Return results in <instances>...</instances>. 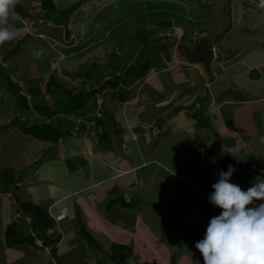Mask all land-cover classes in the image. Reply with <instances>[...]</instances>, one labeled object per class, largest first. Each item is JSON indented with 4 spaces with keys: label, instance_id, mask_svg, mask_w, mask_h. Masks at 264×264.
Listing matches in <instances>:
<instances>
[{
    "label": "rangeland",
    "instance_id": "obj_1",
    "mask_svg": "<svg viewBox=\"0 0 264 264\" xmlns=\"http://www.w3.org/2000/svg\"><path fill=\"white\" fill-rule=\"evenodd\" d=\"M41 1L20 0L18 4L28 7L31 14L40 16L45 13L40 6ZM52 1L59 8L82 1L79 8L71 13L67 22L69 31L67 40L64 38V25L44 22L43 17H40L39 20L37 18H24L25 26L22 24L19 29L29 31V35H17L12 41L0 46L2 48L0 49V52L2 51L0 53V63L4 67V69L2 68L4 73L0 72V125L8 123L14 115L29 120H33L38 116L34 108L18 111L17 107L11 104L14 99L7 93L3 85L5 77L20 83L21 92L26 94L28 101L31 94L27 91L30 83L26 82V79L31 78L35 85L38 84L34 97L39 102H49L52 97L46 93L44 84L50 74L54 75L57 81L66 87L99 88L101 83H95L92 79L85 82L76 75L71 77L67 72L80 70L84 73L89 66L94 64L89 72L91 77H95L96 71L101 68L104 71L102 80L110 78L113 65L118 66L121 62L122 65L124 63L127 66L131 62H135V58L140 56L141 43L139 38L143 33L150 34L149 36L152 38L165 36L169 39H176L179 43L188 46L193 42L198 44L203 40L204 33L201 34L197 29L204 28L205 24L207 27L212 26V31H209L206 35L210 39H221L223 33L229 29L232 30V34L235 31L234 19H231L232 16L234 18L232 0ZM246 1L244 0V2ZM188 12H191V17L188 16ZM200 15H203L204 18L201 19ZM19 18L21 17L19 16ZM165 19L172 22L177 20L178 25L174 24L170 27L156 25L157 21ZM242 24H244V21ZM242 28L243 26L240 27V29ZM252 38L253 41H257L256 37ZM31 43L32 47H29ZM194 44L190 46H194ZM16 47L20 48L9 55L8 53H11L10 51ZM40 48L44 50L39 58L34 56L33 52L30 56V49L39 51ZM148 49V53L153 55H160L164 51L158 47ZM170 50L173 53L171 60L167 61L164 55H160L161 58L158 60V62L166 65L165 68L160 67L162 64H153L145 76L134 80L129 86L118 83L114 89L104 88L99 93H95L96 105L90 107L93 113L86 111V116H76L72 113L58 114L59 118L66 117V119L72 121H67V123L73 128H71L72 135H65V133L62 140L57 144L23 135L14 126L0 131V172L8 168L16 178L21 179L17 200L40 205L43 208H47L52 202L58 204L57 210L55 209L59 218V220L57 219V226L64 232L58 242L60 244L56 247V259L52 260L49 252H47L48 260L51 261L49 264H203L202 256L195 249L194 244L203 238L209 219L219 215L221 209L215 207L211 214L203 218L201 213L206 214L209 212L203 207H214V205L208 199H204L205 204H201L200 207L195 209L192 202L195 198L192 194L200 195L201 192L188 188L185 181L195 184L193 186H200L202 190H207L210 194L213 191L211 185L216 180L209 175V172L207 177L203 175L201 168L198 166L199 162L192 159L191 153H189L191 158L186 157L183 151L191 139L186 137L187 133L179 134L176 132H181L180 128L189 127L194 120L193 115L188 117L191 115V111L188 105L189 102L184 101V98L199 92L198 89L194 90L199 86L200 89L209 87L211 85L209 77L214 76L216 72L221 73L224 66L222 61L216 57L212 66H217L219 69L211 67L207 71L203 65L202 67L201 64H192L182 56L180 57L175 53L174 48H170ZM112 54L115 56H112ZM228 54L230 53L228 52L225 57H222L223 61L227 59ZM172 62L173 65H171ZM238 67L234 66L232 69L237 70ZM224 70L222 73L226 72ZM9 71H11L10 75L7 74ZM115 74H121V72L115 70ZM183 74L189 76L190 80L188 82L182 83ZM239 79L242 81L241 76H239ZM120 94L127 96L125 101L119 100ZM243 94L240 91L234 92L236 97ZM159 101H163L164 106L157 108L155 105ZM144 105L147 108L141 110ZM120 111H122L121 116ZM137 112L140 114V116H137L140 121L135 123L134 119H136L135 114ZM234 113L238 117L239 113H241L240 115L243 114V111L236 109ZM94 115L106 116L107 118L111 115L113 118L116 117L115 119L119 120L123 126L131 125L133 132L142 131L156 135H150L149 138L145 135L141 136L138 142L134 143L135 151L140 150L141 147L143 157L154 158L156 161L154 163L155 167L162 171L160 177L167 179V182L156 181L154 185L151 184L148 187L145 185L144 187L143 184L146 181L142 177L150 169H139L138 173L142 175L141 187L143 189L141 187L135 189L138 195L141 196V204L137 209L146 222L147 228H149V244L139 245L140 241H144V231H139L137 225L136 229H133V232L136 233L134 241L137 245L126 244L127 249L124 254L121 258L116 259L111 258L112 252L109 249L111 242L115 240L122 243L123 233L126 236L127 228H125V232L119 230L120 234L117 232L116 226L110 229L107 228L106 226L109 223L101 228V219L95 213L100 216L101 214L102 216L106 215L109 201L116 198L121 199V197L124 200L131 196L124 193L125 189H115L113 192L109 189L110 194L102 196L98 200V204H94L90 209L81 197H76L73 194L68 195L69 192L74 190L76 184L89 180L90 176L87 175L86 168L91 170L93 165L97 166L93 162L90 163L82 155V149H79L83 146L82 139L87 142L85 148L89 149V138L79 137L86 130H89L92 134H89L92 140L90 151H93L92 153L96 154L95 157L99 159L96 152L99 151L100 144L94 141L96 140L95 129L93 128L95 121L94 119H88L89 116ZM252 115L254 119L259 120L258 113H252ZM55 118V116H52L46 120L54 122ZM186 118L188 121L182 124V120ZM200 122L201 125L196 128L199 135L203 134L197 139V142H194V147L201 141H207L204 138L205 132H212L209 129L207 130L209 122L206 120L205 115L202 116ZM81 124L84 125V130L80 132ZM104 126L106 129L108 128L106 123ZM119 127L123 129L120 124ZM190 128L192 129V127ZM125 130L127 129L124 128ZM131 132L128 130L122 135L129 137ZM157 132H159V136ZM145 139H149L148 141L152 145L157 142L160 144L157 147L153 146L154 148L145 147L143 149L142 141ZM214 139L215 137L212 140ZM225 141L227 143L234 142V138ZM227 143L223 142L224 146H229ZM72 145L74 147H71ZM106 146L105 148L109 149L108 153L110 154L112 146L111 144ZM215 146H218V144H214V148L210 150L212 152L210 157L216 156L213 152ZM151 149L153 150L149 151ZM253 150L255 154L250 155L247 159L246 157L240 159L238 165L234 167L236 171L231 177V182L238 184L242 189H247L253 183L264 180L262 175L264 174V152L261 151V148L256 150L253 148ZM146 151L149 152L145 153ZM234 153V150L226 151V153L223 151L222 156L216 157L227 160V162L216 161L220 162L224 169H227L229 164H234ZM224 154L226 155L224 156ZM230 155L233 156L227 157ZM249 159L251 165L248 168L246 163ZM125 160L129 161L130 158ZM224 169L222 170L224 171ZM98 173L104 174L105 170ZM176 173H179L182 177L175 175ZM76 176L79 180L76 179ZM177 179L178 182H176ZM175 184L178 185L179 189H174ZM169 186H171L170 190L168 189ZM63 195L67 196L62 198ZM118 204H121V200ZM0 205L6 214L5 217L16 214V199L13 195L0 193ZM103 208L104 210H102ZM110 209L113 210V204H110ZM110 216L116 219V211H111ZM162 216L165 224L160 222ZM13 218L16 219L14 216ZM70 220L75 222L79 232L83 227L100 245V249L91 246L87 240L81 237V233L79 235L76 231H73V236H71L70 231L73 228ZM119 221L122 223L125 219L120 218ZM27 229L25 225L21 230L19 229L21 235H24ZM150 231L153 232V235ZM193 231L196 232V236L192 235ZM51 232L52 230L49 231L50 234ZM27 247L30 248L29 245ZM30 249L32 250V248ZM21 250L23 251V249ZM39 251L41 253L46 252L44 248ZM5 252V257L9 260H3V256L0 254V264H13L14 260L19 259L13 254L14 251H10L9 254H7L8 251ZM15 264H25V261L23 263L16 261ZM35 264H40V262Z\"/></svg>",
    "mask_w": 264,
    "mask_h": 264
},
{
    "label": "crops",
    "instance_id": "obj_2",
    "mask_svg": "<svg viewBox=\"0 0 264 264\" xmlns=\"http://www.w3.org/2000/svg\"><path fill=\"white\" fill-rule=\"evenodd\" d=\"M231 2L233 4L232 13L234 18L232 16L231 19H234V34H232V30L230 29L224 32L221 39L215 44V46H217L214 47L215 53L217 56L221 55V59L222 57L226 56V53L229 52L230 54L227 56L230 59H234V61L226 65L224 67L225 70L222 69V71L224 70L226 72H216L214 76L209 77L211 83L209 87H203L200 89L199 86L198 88L194 89H198L199 92L195 93V95L186 96L184 98V101L189 102L188 105L191 111V115L188 117L193 115L194 120L192 125L190 124L187 128H180L179 130H181V132H176L179 134L187 133L186 137L191 139L183 151L186 157L191 158V155H189V153H191L192 159H195V162H199L198 166L201 168L203 175L207 177L209 172V175L214 177L215 180L218 178L217 171H221L223 169V166L220 164V162L218 163L216 161L219 160L216 156H221L223 151H225L224 149L234 150V155H240L236 158L238 160L242 159L243 157H246L247 159L250 155L255 154L253 148L255 150L261 148V151L264 152V8L259 7L260 0H247L246 2H244V0H232ZM188 16H192L191 12H188ZM199 17H201V19L204 18L203 15H200ZM23 19L24 18H18L12 22V24L17 35L22 34L28 36L29 31L19 29L22 24L25 26V20ZM243 21L244 24H242ZM241 26H243L242 29H240ZM202 29L204 32H201V34L204 33V35H207L209 31H212V26L209 25V27H207L205 24V27ZM252 37H256L257 41H253L254 39ZM237 40L239 42H236ZM0 53H2V51ZM176 63L177 61L175 64ZM171 65H173V62ZM212 65L213 62L211 63L210 68H218L217 66L213 67ZM232 66L239 67L237 70H233ZM252 68H257L260 72V77L257 80H251L248 77V72ZM230 69H232V71H230ZM239 76L242 77V81L239 79ZM223 79L224 81L222 82ZM188 80H190L189 76L187 74H183L182 83L188 82ZM237 91H240L244 94L240 95V97H236L234 92L236 93ZM155 106L160 108L164 106V103L163 101H159ZM145 108H147L146 105H144L141 110ZM236 109L242 110L243 114L240 115L242 113L241 112L239 113V116L236 117L234 113ZM121 113L122 111L119 112L120 116ZM252 113H258L259 120L254 119ZM135 115L136 119H134V122L137 123L140 121V119L137 117L140 116V114L137 112ZM203 115L206 116V120L209 122V124H207V126H209L207 130L209 129L212 132H205L204 137L207 139V141L204 145H201L199 148H197L194 147V142H197V139L201 137V134L203 133L199 135V131L196 127L201 125L200 120ZM100 117L104 119V124L106 123L108 126V128L105 129L111 138L110 144L112 148L108 147L111 149V156L108 153L109 149H106L104 146L102 147L100 145L99 151L96 152L99 156V159H97L95 157L96 154H93V151H90L92 140L90 139L89 134H91V132L86 131L84 134L79 135V137L82 138H89V149L85 148L87 142L82 139L83 146L82 148H79L80 150L82 149V155H84V157H86L90 163L93 162L94 164H97V166L93 165L91 170L90 168H86L87 175L90 176L89 180L80 182V184H76L74 190L69 192L68 195L73 194L76 197H81L84 200V203H86L88 207L92 209L94 204H98V200L102 196L110 194V191L113 192L115 189H125L124 193L131 196L130 198H125V201H137L139 199V195L135 189L140 188L142 185V175L141 173H138L139 169H150V171L147 173L149 174V177H147L148 180H145L146 183L143 184L144 187L145 185H147V187L150 186L153 183V180L162 179L166 182V178L164 179L160 177L162 171L155 167V159L143 157L144 154L141 153V147L140 150L135 151L134 143H137L141 136L143 137L145 135L149 138L152 133H144L142 131L133 132L131 125H127V127L123 126L119 120L115 119L116 117L113 118L111 115L108 118L106 116ZM187 121V118L183 119L182 124L186 123ZM119 124L123 127V129L119 127ZM190 127H192V129ZM118 128L120 131H115ZM124 128L127 129L125 130L127 132L128 130L130 132L132 131L129 137H124L122 135V133H125ZM157 133L159 136V132ZM189 134H191V136H189ZM214 137L215 139L212 140ZM232 138H234V142L230 141V143H227L225 141L231 140ZM148 140L145 139L142 141L143 149L145 147L154 148L153 146L157 147V145L160 144L157 142L152 145V143H150ZM94 141L97 142L96 140ZM223 142L227 143L229 146H224ZM214 144H218V146H215V150L213 151L215 152L216 156L210 157L212 154L210 150L214 148ZM71 147H74V145ZM152 150L153 149L149 151ZM149 151H146L145 153ZM77 152L80 153L78 150ZM127 158H130V160H125ZM250 161L251 160L249 159V166L251 165ZM234 163L236 164V162ZM240 167L242 168V165H240ZM103 170H105L104 174L98 173L102 172ZM175 175L182 177L179 173H176ZM262 175L264 176V174ZM76 179L79 180L78 176H76ZM184 179L187 180L185 177ZM176 182H178V179ZM189 182L185 181V184L188 188L209 195L207 190H202L200 186H193L195 184H190ZM141 188L143 189V187ZM192 195L195 197V194ZM65 196L67 195H63L62 198ZM261 202L262 201L257 200L255 203L259 204ZM118 203L119 201H114L111 203L113 204V210L116 211V219H113L110 216V212L113 211L110 209V203L107 205V214L103 215L104 219L102 214L100 216L99 214L95 213L101 219L100 227L103 228L109 223V225L106 227L110 229L113 226H116V230L119 234V230L125 232V228H127L126 236L123 233L124 237L122 239V243L137 245L134 241L136 233L133 232V229H136V226L138 225L139 231H144V241H140L139 245L141 246L144 242L149 244V228H147L146 222L137 209L139 204H134L133 207H125ZM57 205L58 204L55 202H52L47 206L46 209L55 219V224L51 233L53 236L59 237V242L64 230H61V228L57 226V219L59 220L55 211V209L57 210L58 208ZM8 206L10 207V205ZM200 206V202L198 204L194 203L195 209L196 207ZM102 210H104V208ZM5 216L6 214L0 205V254H2L3 260H9L5 257V251H8L7 254H9L10 251H14L13 254L19 257V259L14 260L13 264H15L16 261L22 263L25 261V264H35L38 262H40V264H49L51 261L48 260L47 252H49V256L51 257L50 247H42V241L39 239H36L35 241L37 247L29 245L32 250L27 247L28 244L26 243H17L12 247L6 246L4 238L5 227L7 224H12L15 221H19L20 216L19 213L10 216L8 215L7 217ZM13 216L16 219H14ZM120 218L125 219V221L120 223ZM70 224L73 228V230L70 231L71 236H73V231H76L80 235L79 229L75 222L70 220ZM24 225L28 228L25 234H35L36 230L31 226V222L28 217L25 218L21 224L20 230ZM20 230L19 235L17 234L18 237L21 236ZM58 242L56 243V247L60 244ZM112 242L117 241L114 240ZM41 248H44L46 252L41 253V251H39ZM21 249H23V251ZM55 259L56 257L52 258V260Z\"/></svg>",
    "mask_w": 264,
    "mask_h": 264
},
{
    "label": "trees",
    "instance_id": "obj_3",
    "mask_svg": "<svg viewBox=\"0 0 264 264\" xmlns=\"http://www.w3.org/2000/svg\"><path fill=\"white\" fill-rule=\"evenodd\" d=\"M82 1H77L67 7L64 8H59L52 0H42L40 2V6L42 9L45 11V13L39 15L36 14H31L29 12V8L17 4L15 7V11L19 14L21 18H37V20L40 19V17H43V20L45 22H52L55 24L59 25H64V38L65 40L68 39L69 37V31L67 27V22L69 20V17L71 13H73L76 9L79 8L81 5ZM32 16V17H31ZM37 16V17H36ZM182 24L181 22H179ZM178 25V21H171L169 19L165 20H160L156 22L157 26L160 27H170L172 25ZM150 35V34H149ZM148 35V33H143L141 34V37L139 38L140 43H141V48L139 49V57L135 58V62H131L129 65L125 66L124 63L120 62L118 66L113 65V70L110 73V78L106 80H102L103 77V70L99 68L96 71L95 77H91L90 75V70L92 69L93 65L89 66V68L86 69V72H81L80 70H76L75 72L73 71H68L67 73L71 77H80L82 80L85 82L89 81V79L94 80L95 83H101L99 84V88L93 87L92 89H80L79 87H66L64 84H60L57 81V78L50 74L48 79L45 82V90L46 93L51 95V100L49 102L44 101V102H39L36 97H34V93L38 89V84H34L33 80L31 78H27L26 82L30 83V86L27 88V91L30 92L31 98L28 101V98L26 94H23L21 92L22 87L19 82L10 79L9 77H5V81L3 82V85L5 86V89L7 90V93L12 96L14 99V102L11 103L12 105H15L17 107L18 111H24L28 110L30 108H34L37 113V117L34 118L33 120H29L27 118H23L19 115H14L10 121L4 125H0V131L4 128L14 126L19 129V131L23 135H29L33 137L36 140L40 141H50L53 144H57L62 138L63 135H71V128H73L71 125L67 123L69 121L64 118H59L58 114H69L72 113L76 116H86V111H89L88 113H93V111L90 109V107H93V105H96V100H95V93H99L102 91L104 88H116L118 83L123 84L124 86H129L134 80L139 79L142 76H145L147 74V71L150 69V66L153 64H162L158 62L159 58H161L160 55H164L165 59L171 60L172 59V51L170 50L169 47L163 49L162 47H158L159 49H163L164 51L160 54H152L148 53V42L151 40H156L159 39V37L152 38ZM216 42L219 41L217 39H214ZM19 43V41H17ZM19 45V44H18ZM17 46V45H16ZM21 47V46H20ZM20 47H16L12 49L8 53L9 55H12L15 53L17 49ZM29 47H32V43L29 45ZM157 47V46H154ZM152 47V48H154ZM35 49H30L29 54L31 56V53ZM181 54L180 52H178ZM112 56H115L112 54ZM221 55H219V59ZM163 61V60H162ZM164 63V62H163ZM163 65V64H162ZM160 65V67L165 68L166 65ZM155 66V65H154ZM4 67L0 63V72L4 73ZM105 68V67H104ZM115 70L120 71L121 74H115ZM209 71V70H208ZM8 75L11 74V71L7 73ZM25 80V78H24ZM31 80V81H29ZM127 96L125 94H120L119 95V100L125 101ZM91 103L89 104V102ZM92 104V105H91ZM179 109V108H176ZM41 116V118H40ZM52 116H55V121L51 122L46 119H50ZM44 118V119H43ZM88 119H94L95 125V137L97 140V143L100 144L102 147L106 146L107 144L111 143V138L109 136V133L106 131L105 126H104V119L101 118L100 116H89ZM35 121V122H32ZM72 122V121H69ZM80 132L84 130V125L81 124V128H79ZM89 131V130H86ZM115 131H120L118 128ZM205 138V137H204ZM203 139V137H202ZM200 139V140H202ZM105 142V143H104ZM206 141H201L199 144H196V147L199 148L201 145H204ZM52 147V146H51ZM48 151V150H47ZM222 156V155H221ZM225 156V154H224ZM233 155L227 156V157H232ZM234 159L236 164L234 163V167L237 166V163L240 162V160L236 159L237 156L234 155ZM219 159V158H218ZM220 162H227V160L224 159H219ZM249 168V163H246ZM243 168V167H242ZM224 169V168H223ZM142 170V169H140ZM224 171H227V169H224ZM146 174L142 177L143 180H148L147 177H149V174ZM158 182H163L164 180H153L152 185L154 183ZM165 182V181H164ZM167 182V179H166ZM19 183L20 179L16 178L12 171L10 169L5 168L0 172V193L4 194H11L14 196L16 199V213H19V221H15L12 224H7L5 227L4 231V238H5V243L7 247H12L16 245L17 243H26L31 246L37 247V244L35 243L36 239L41 240V246L42 247H50V255L52 258L56 257V243L59 240V237L53 236L52 233L50 234L49 231L53 229L54 224H55V219L51 216V214L48 212L46 208H43L40 205L32 204L30 202H23L17 200V192L19 191ZM177 186V187H176ZM168 189H171V186L168 187ZM174 189H179L178 185L175 184ZM207 194L201 193L200 195H195V200L193 203L198 204L199 202L201 204H205L204 199H208ZM141 196H139V199L137 201H125L121 199H114L113 201H109L108 203H112L114 201H119L121 200V204L125 207H133L134 204H141L140 201ZM214 207H203L205 210L209 211L208 214L201 213L203 218L209 214H211L212 210L215 208ZM211 211V212H210ZM29 218L31 222V226L36 230V234H25L21 235L20 237L17 236L19 235V229L21 227V224L25 220V218ZM21 219V220H20ZM160 222L165 224L163 216L160 217ZM161 225V224H159ZM172 229V228H171ZM151 232V231H150ZM81 237L87 242L95 247L100 249V245L97 244V242L90 236V234L83 228L81 227L80 229ZM153 235V232H151ZM193 233V234H192ZM191 234L193 236H196V232H192ZM151 235V236H152ZM157 235V234H156ZM142 244H147L146 242ZM126 244L120 243V242H112L110 246V251L112 252V257L113 259L116 258H121V256L124 254L125 249H126ZM203 260V258H202ZM100 264V263H99Z\"/></svg>",
    "mask_w": 264,
    "mask_h": 264
},
{
    "label": "clouds",
    "instance_id": "obj_4",
    "mask_svg": "<svg viewBox=\"0 0 264 264\" xmlns=\"http://www.w3.org/2000/svg\"><path fill=\"white\" fill-rule=\"evenodd\" d=\"M18 3L20 0H0V46L16 38L17 33L12 21L19 18L15 11ZM259 7L264 8V0H260ZM198 31L204 32L203 29ZM202 38L213 41L212 50L216 54L214 46L217 42L206 35ZM197 45L194 44L195 47ZM43 50V48L39 51L34 50L33 55L39 58ZM175 52L188 61L177 50ZM220 60L224 67L234 61L230 58ZM235 171L234 166L229 164L227 171L221 170L217 173L218 178L211 185L213 191L209 194L208 200L220 208L221 212L209 219L203 238L194 244L203 258V264H264V180L242 189L238 184L231 182ZM257 200L262 202L256 204Z\"/></svg>",
    "mask_w": 264,
    "mask_h": 264
},
{
    "label": "water",
    "instance_id": "obj_5",
    "mask_svg": "<svg viewBox=\"0 0 264 264\" xmlns=\"http://www.w3.org/2000/svg\"><path fill=\"white\" fill-rule=\"evenodd\" d=\"M213 41L205 38L192 50L188 46L179 43L176 39H168L167 37H161L157 40L148 43V48L154 46H160L165 49L167 46H174L178 52H180L188 61L192 63H201L205 70H208L211 61L214 56L212 50ZM260 76V72L257 68H252L248 72V77L251 80H256Z\"/></svg>",
    "mask_w": 264,
    "mask_h": 264
},
{
    "label": "flooded vegetation",
    "instance_id": "obj_6",
    "mask_svg": "<svg viewBox=\"0 0 264 264\" xmlns=\"http://www.w3.org/2000/svg\"><path fill=\"white\" fill-rule=\"evenodd\" d=\"M192 44H194V42ZM192 44H190V45H192ZM190 45H188L190 50H192L193 48H195V46H190ZM171 48H174V50L176 51V48L174 46H172ZM216 57H218L217 54H214V57L213 58H216ZM212 62H213V60H212Z\"/></svg>",
    "mask_w": 264,
    "mask_h": 264
},
{
    "label": "bare ground",
    "instance_id": "obj_7",
    "mask_svg": "<svg viewBox=\"0 0 264 264\" xmlns=\"http://www.w3.org/2000/svg\"><path fill=\"white\" fill-rule=\"evenodd\" d=\"M148 71H149V70H148ZM148 71H147V72H148Z\"/></svg>",
    "mask_w": 264,
    "mask_h": 264
}]
</instances>
